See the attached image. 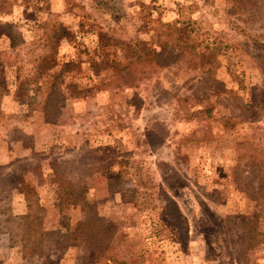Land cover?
Instances as JSON below:
<instances>
[{
  "label": "rangeland",
  "instance_id": "374dc122",
  "mask_svg": "<svg viewBox=\"0 0 264 264\" xmlns=\"http://www.w3.org/2000/svg\"><path fill=\"white\" fill-rule=\"evenodd\" d=\"M137 37L214 51L143 65L129 85L106 66ZM45 56L65 88L50 121L32 78ZM0 111V264H120L70 235L18 242L21 184L44 230L83 219L78 205L59 213L67 181L96 202L122 264H264V242L246 238L248 221L264 231V0H0Z\"/></svg>",
  "mask_w": 264,
  "mask_h": 264
},
{
  "label": "trees",
  "instance_id": "16d2710c",
  "mask_svg": "<svg viewBox=\"0 0 264 264\" xmlns=\"http://www.w3.org/2000/svg\"><path fill=\"white\" fill-rule=\"evenodd\" d=\"M191 24L192 23L189 21L188 25ZM190 29L191 31L196 30L192 25ZM62 33L63 30L60 29L59 33H55L53 36L55 37V41H59V38L63 35ZM180 38L181 37H178L177 46L179 48V53H171L165 49H153L151 47L143 48L141 44L145 42L137 37L134 39L133 47L126 51L125 58L123 60L112 58L110 64L106 66V69L114 66L116 67L117 65L120 72H122V74H119V78H123L125 76V78H127V80L125 79V82L131 85L134 82L135 73L140 70L143 74L144 71H142V68L147 64H156L158 68H161L169 62H178V58L181 55H183L184 59H187L185 62L189 64L188 66H192V64L201 66L205 64L204 62H208V60H210L211 52L214 51L213 47L209 48L207 45H201L195 41L188 43L185 38ZM119 63H122V65H119ZM93 68L96 70L100 69L99 67ZM62 71V68L57 71H53V64L51 63L49 57L45 56L32 76L33 80L36 81L33 85L34 91L37 93H43L44 95L42 112L47 121L56 118L57 112H59L58 110L60 108L59 101L65 93ZM82 78H91V75L88 77L77 78V89L79 91L88 90L86 89V85H84L86 82L83 83ZM104 81L105 80L102 81L101 87L98 86L96 89L108 87V83H106L108 81H105V83ZM204 110L206 114L210 111L207 107H205ZM53 181L58 185V187L62 186V181H59L56 177ZM66 184L65 186H69V189L67 190V199L65 206L59 208V213H64L65 209L71 205H78L80 210L84 213V217L72 227L69 225V222H65V234L60 233L61 228L44 230L42 216L35 213L36 207H38L35 203L36 200L33 199V195L29 194L24 185H19L21 186L20 189H22L23 193H25L26 206L25 211L16 216L17 230L15 235L19 238L18 242L21 244L37 243L39 237L36 232L43 231L42 235L45 237L43 242H45L44 244H46V247L48 249H56L64 247L63 244H65V241H63L61 237L64 235H70L72 241L85 244L94 249L95 259L104 257L109 261H116L122 264V262L118 261V258L112 252L114 246L112 245L111 240L114 237V230L107 227L103 216L97 210L96 202L86 199L81 191L74 193V190H72L73 187L69 184V181H67ZM262 184L263 183H260L259 186ZM261 203L264 207V196L262 197ZM246 238L249 241V247L251 249L264 242V231L257 229L256 221L251 220L247 222Z\"/></svg>",
  "mask_w": 264,
  "mask_h": 264
}]
</instances>
